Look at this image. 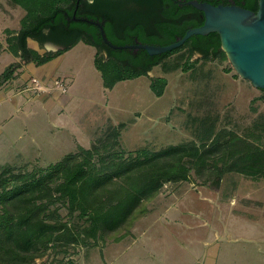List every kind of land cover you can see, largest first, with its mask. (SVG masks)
<instances>
[{
  "label": "rangeland",
  "instance_id": "rangeland-1",
  "mask_svg": "<svg viewBox=\"0 0 264 264\" xmlns=\"http://www.w3.org/2000/svg\"><path fill=\"white\" fill-rule=\"evenodd\" d=\"M0 4L8 10L0 8L1 41L5 30L23 26L25 10L10 8L6 0ZM39 11L34 7L31 18ZM96 53L95 46L80 41L47 64L54 78L63 76L69 83L68 93L61 95L74 98L61 113L59 104L51 107V97L26 92L20 85L21 75L29 80L39 77L41 70L33 63L23 67L20 56L0 48V76L10 65L22 66L0 88V166L47 167L77 151L78 143L90 147L103 141L119 125L123 128L116 150L125 156L143 148L157 151L190 142L202 124L207 130L248 134L254 141L251 135L261 131L255 125L264 119V89L241 78L229 60L195 52L191 61L197 63L184 70L188 56L184 49L163 62L175 68L167 71L161 64L147 75L106 89L95 65ZM101 54L109 56L107 51ZM124 68L127 72L133 66ZM156 77L168 80L160 97L150 88ZM51 94L60 95H44ZM262 133L259 142L264 146ZM160 194L121 242L100 240L90 247L71 248L66 255L49 253L35 264H264V178L231 172L218 191L192 180L166 184ZM66 212L63 208L62 214ZM72 221L83 223L77 216Z\"/></svg>",
  "mask_w": 264,
  "mask_h": 264
},
{
  "label": "trees",
  "instance_id": "trees-1",
  "mask_svg": "<svg viewBox=\"0 0 264 264\" xmlns=\"http://www.w3.org/2000/svg\"><path fill=\"white\" fill-rule=\"evenodd\" d=\"M50 1L9 0L26 11L20 33L7 38L9 49L36 66L47 64L83 41L97 48L96 68L101 72L104 87L112 89L120 81L147 75L153 67L184 49L188 50L184 70L197 63L191 61L195 52L204 53V58L216 54L228 60L216 32L194 35L182 46L159 55H150L144 49L137 54L114 49L100 35L94 40L86 36L83 30L87 23L69 21L65 15L68 9L64 7L71 0H53L52 5ZM244 1L245 8L258 10L259 0ZM34 7L40 11L31 18ZM203 21L199 25L191 22L190 27H198ZM65 27L79 30L76 37L65 43L67 48L41 54L28 47V38L44 41L46 34H56ZM165 31L164 37L142 39L152 45H168L183 37L187 30L167 27ZM113 42L125 45L131 40L114 39ZM104 50L108 58L101 54ZM126 60L129 63H125ZM124 64H130L133 69L126 72ZM163 66L167 71L175 68ZM20 68V63L10 65L0 76V88L13 80ZM167 85L166 78L156 77L152 78L150 88L160 97ZM255 126L261 130L250 134L255 141L248 134L240 135L227 128L207 130L202 124L195 134L196 139L190 142L157 151L143 148L125 156L124 152L116 150L123 128L119 125L111 128L103 141L94 142L89 148L79 146L77 151L65 154L47 167L17 170L11 165L0 166V264H35L49 253L66 255L71 248L90 247L100 240L106 244L120 242L147 216L150 203L166 184L196 180L218 191L227 173L264 178V146L259 142L264 119ZM63 208L67 210L66 215L62 214ZM74 216L83 223H74Z\"/></svg>",
  "mask_w": 264,
  "mask_h": 264
},
{
  "label": "flooded vegetation",
  "instance_id": "flooded-vegetation-1",
  "mask_svg": "<svg viewBox=\"0 0 264 264\" xmlns=\"http://www.w3.org/2000/svg\"><path fill=\"white\" fill-rule=\"evenodd\" d=\"M190 1L194 0H71L64 8L68 9L65 15L69 21L87 23L83 32L91 39L94 40L99 35L102 37V27L111 43L114 44V39H121L131 40L125 45H133L150 44L144 43L142 38L152 40L164 37L167 34L165 31L167 27L169 29L185 27L188 30L194 28L190 27L191 22L199 25L204 20V14L192 6ZM195 1L242 7L245 4L244 0ZM191 6L196 10L191 9ZM78 34L77 28L65 27L60 28L56 34H46L45 39L52 40L59 47H66L65 43ZM122 49L130 50L133 54L143 50Z\"/></svg>",
  "mask_w": 264,
  "mask_h": 264
},
{
  "label": "water",
  "instance_id": "water-1",
  "mask_svg": "<svg viewBox=\"0 0 264 264\" xmlns=\"http://www.w3.org/2000/svg\"><path fill=\"white\" fill-rule=\"evenodd\" d=\"M189 3L203 12L204 22L188 29L183 37L171 44L115 45L108 40L101 27L102 38L114 49L142 48L150 55H159L182 46L194 35L206 36L216 32L220 37L221 49L235 72L254 87L264 89V0H259L257 11L239 5H214L195 0ZM48 47L59 49V46L51 43Z\"/></svg>",
  "mask_w": 264,
  "mask_h": 264
},
{
  "label": "crops",
  "instance_id": "crops-1",
  "mask_svg": "<svg viewBox=\"0 0 264 264\" xmlns=\"http://www.w3.org/2000/svg\"><path fill=\"white\" fill-rule=\"evenodd\" d=\"M6 4L10 7V8H12V9H19V8H22L21 6H14V5H12L10 2H9V0L7 1L6 0ZM1 6H2V9H4V11H6V12H8V10H7V8L4 6V5H1L0 4V8H1ZM23 10H25L24 8H22ZM25 12V14L23 15V17L26 15V11H24ZM20 15V14H19ZM12 16H13V14H12ZM15 17V16H14ZM22 17V18H23ZM20 31H21V28L20 29H7V30H5V33H7L4 37H3V39L0 41V48L2 49V50H9V51H11L10 49H9V44H8V42H7V38L8 37H11V36H16V35H18L19 33H20ZM27 43H28V47L29 48H32V49H34V50H37L39 53H41V54H44V53H46V52H57L58 50H56L55 48H50V47H48V42L47 41H38V40H36V39H34V38H28L27 39ZM60 48V47H59ZM19 53H21V52H19ZM21 62H23L24 64H23V67H26V65L28 64V63H32V62H26L25 60H23L22 58H21ZM21 62H20V64H21ZM34 64V63H33ZM47 64H49V62L47 63ZM47 64H44V65H42V66H37L38 67V69H40L41 70V73H40V75H39V77H41L42 79H45V80H52V79H54V77L52 76V74L50 73V72H48L47 71ZM36 66V65H35ZM22 67V66H21ZM22 76V78H23V80L20 82V85L22 84H24V85H26V80H28V79H26V77L24 78V74L23 75H21ZM55 77H57V76H55ZM20 79H21V77H20ZM28 82V81H27ZM19 85V86H20ZM54 95L55 94H51V95H44V94H42V96L43 97H51V100H50V102H51V107H54V106H56L57 104H59L60 106H61V108H60V112L61 113H63V112H65V110L67 109H64V104H66L69 100H71V98H72V96H63V95H59V97L57 98V97H54ZM3 96V95H2ZM72 100L74 101V98H72ZM59 109V108H58ZM79 146H82L81 144H79L78 143V147ZM83 147H85V146H83ZM85 148H89V147H85ZM78 149V148H77ZM173 194V193H172ZM186 194V193H185ZM160 196H162L161 194H160ZM159 198V197H158ZM157 200V199H156ZM169 208V207H168ZM195 212H193V214H194ZM134 228V227H133ZM122 241V240H121ZM120 241V242H121ZM206 243V242H205ZM206 262V261H205ZM206 263H208V264H212V262H206Z\"/></svg>",
  "mask_w": 264,
  "mask_h": 264
},
{
  "label": "built area",
  "instance_id": "built-area-1",
  "mask_svg": "<svg viewBox=\"0 0 264 264\" xmlns=\"http://www.w3.org/2000/svg\"><path fill=\"white\" fill-rule=\"evenodd\" d=\"M30 80V81H29ZM25 85L24 91L33 94L59 93L67 94L69 83L63 76L55 77L52 80H45L37 76H33ZM200 264H203L202 262Z\"/></svg>",
  "mask_w": 264,
  "mask_h": 264
}]
</instances>
